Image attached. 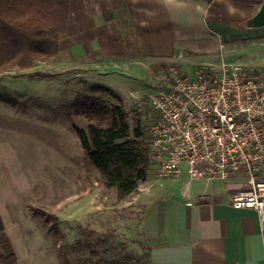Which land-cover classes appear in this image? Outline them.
Masks as SVG:
<instances>
[{
  "label": "rangeland",
  "instance_id": "rangeland-1",
  "mask_svg": "<svg viewBox=\"0 0 264 264\" xmlns=\"http://www.w3.org/2000/svg\"><path fill=\"white\" fill-rule=\"evenodd\" d=\"M248 40L217 42L215 54L162 61L161 68L146 63L144 70L136 65L127 70L125 64L119 65L94 81L77 74L80 66L67 49L59 58L57 53L29 69L0 72V205L11 237L3 231L19 264H80L90 253L78 250V225L109 233L98 246L101 255H109L117 264H147L142 214L162 180L152 170L136 191L118 198L115 190L102 184L76 127H87L91 102L98 98L108 106L121 103L132 123L142 119L146 134L152 112L142 114L140 100L131 92L152 94L163 75L192 76L202 63L218 62L222 52L227 60L250 64L256 45ZM57 58L65 63H57ZM132 71L137 78L133 84L124 79ZM37 72L43 74H33ZM120 84L129 97L122 98L108 87ZM5 200L10 201L7 210L2 208Z\"/></svg>",
  "mask_w": 264,
  "mask_h": 264
},
{
  "label": "crops",
  "instance_id": "crops-1",
  "mask_svg": "<svg viewBox=\"0 0 264 264\" xmlns=\"http://www.w3.org/2000/svg\"><path fill=\"white\" fill-rule=\"evenodd\" d=\"M263 2L71 0V32L62 34L58 58L67 49L80 66L77 74L94 81L119 65L127 70L135 65L144 70L146 63L161 68L162 61L215 54L217 42L249 38L256 45L250 64L264 66V27L239 26ZM58 58L57 63H65ZM133 73L125 74V81L133 84ZM108 87L129 97L121 84ZM159 179V191L149 196L141 221L147 264H264V227L258 212L232 202V195L245 188L244 178L190 179L185 172L178 179ZM7 221L0 205V230L11 237Z\"/></svg>",
  "mask_w": 264,
  "mask_h": 264
},
{
  "label": "built area",
  "instance_id": "built-area-1",
  "mask_svg": "<svg viewBox=\"0 0 264 264\" xmlns=\"http://www.w3.org/2000/svg\"><path fill=\"white\" fill-rule=\"evenodd\" d=\"M220 57L192 76L163 75L152 94H131L142 114L152 112L145 136L155 175L242 177L246 186L232 202L255 209L264 227V66Z\"/></svg>",
  "mask_w": 264,
  "mask_h": 264
},
{
  "label": "trees",
  "instance_id": "trees-1",
  "mask_svg": "<svg viewBox=\"0 0 264 264\" xmlns=\"http://www.w3.org/2000/svg\"><path fill=\"white\" fill-rule=\"evenodd\" d=\"M71 9V0H0V72L29 69L56 55L62 34L71 32ZM246 23L247 20L242 21L239 26ZM90 111L92 120L87 127H76L82 147L100 171L105 188L115 190L118 198H125L148 180L152 171V153L142 119L132 123L121 103L108 106L98 98L91 102ZM78 230V250L90 253L80 264H117L109 255H101L98 248L109 233L83 225H78ZM0 264H19L14 246L3 230Z\"/></svg>",
  "mask_w": 264,
  "mask_h": 264
},
{
  "label": "water",
  "instance_id": "water-1",
  "mask_svg": "<svg viewBox=\"0 0 264 264\" xmlns=\"http://www.w3.org/2000/svg\"><path fill=\"white\" fill-rule=\"evenodd\" d=\"M246 26L249 28H262L264 27V2L258 11L247 20Z\"/></svg>",
  "mask_w": 264,
  "mask_h": 264
}]
</instances>
